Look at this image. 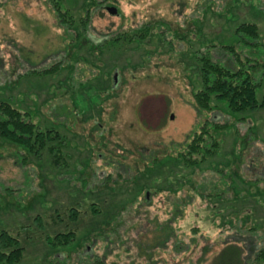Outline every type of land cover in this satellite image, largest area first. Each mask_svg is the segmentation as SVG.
Listing matches in <instances>:
<instances>
[{"label": "rangeland", "instance_id": "rangeland-1", "mask_svg": "<svg viewBox=\"0 0 264 264\" xmlns=\"http://www.w3.org/2000/svg\"><path fill=\"white\" fill-rule=\"evenodd\" d=\"M91 1L61 0L60 11L66 12L69 22L70 15L76 19L83 15L81 5ZM98 1L89 26H77L86 41L77 50L80 38L68 31L73 26L58 20L48 0H0V100L11 102L25 113L22 118L35 124L61 127L76 168L95 167L99 178L117 169L129 178L142 148L144 160L155 152L159 159L167 156L163 151L177 155L170 148L182 144L201 122L193 105L194 64L200 53L235 68L234 58L220 47L235 44L244 50L242 58L250 54L252 63L257 62L252 71L261 82L258 93L263 94L264 33L253 54L232 33L236 22L247 20L258 22L264 32V6L255 14L251 7L255 0ZM104 6L115 7L118 14H110ZM147 24H152L154 34L139 46L104 40ZM211 45L216 47L212 50ZM93 46L94 52L88 50ZM58 62L56 73L32 72ZM219 110L209 119L227 122L214 132L221 146L195 181L201 189L206 182L216 192H226L216 195L213 204L191 193V204L176 221L187 242L192 227L199 229L193 260L200 257L204 245L213 247L208 259L225 242L242 239L232 226L254 228L256 243L264 242V108L245 114ZM31 156L0 140V231L22 233L26 248L22 264H43L47 248L32 219L55 206H67L73 189L48 163ZM140 182L144 184L143 179ZM128 194L118 193L106 205L131 199ZM164 195L153 197L151 205H142L140 215L126 222V237L135 238L140 224L147 225L151 236L152 221L167 217ZM116 253L119 264L134 258V250L125 254L118 248ZM135 264L146 263L135 259Z\"/></svg>", "mask_w": 264, "mask_h": 264}, {"label": "trees", "instance_id": "trees-1", "mask_svg": "<svg viewBox=\"0 0 264 264\" xmlns=\"http://www.w3.org/2000/svg\"><path fill=\"white\" fill-rule=\"evenodd\" d=\"M59 1L61 0H50V5L55 9L58 20L73 26L68 31L80 38L79 50L86 41L80 37L77 26H89L92 10L98 7L99 1L92 0L93 3L88 5L83 3V15L76 19L72 14L69 22L66 12L60 11ZM105 1L108 0L100 2ZM262 2L255 0V4L251 5L255 14L264 6ZM151 25L140 26L132 29V32L117 33L104 40L112 44L123 40L127 42L126 47L139 46L153 33ZM232 33L238 38V42H242V48L253 54L264 32L258 22L247 20L236 22ZM210 47L213 50L216 46ZM220 47L225 48L234 58L235 68H230L205 53L195 57L197 85L193 87V105L201 122L182 144L174 149L170 148L171 154L177 152L175 156L163 151L167 156L159 159L155 152L150 160H144L145 149L139 150L140 159L129 178L122 176L117 169L106 177L99 178L95 167L76 168L71 153L66 151L68 138L61 127L35 124L22 118L25 113L11 102L0 100V140L25 149L33 155L32 159L40 163H48L60 179L69 180L66 185L73 189L67 206H55L48 214H38L32 219L33 226L42 234L41 238L47 248L43 264H119L120 257L116 253L118 248L125 254L134 250V258L128 264H135V259H142L146 264H264V242L256 243L257 231L254 228L230 227L242 239L225 242L208 259L207 255L212 252L213 247L204 245L200 250V257L193 260L194 249L199 243V229L192 227V235L187 242L184 239L185 231H179L176 226V221L184 215L185 207L193 200L191 193L202 201L213 204L216 195L226 192L218 193L210 186L211 183L206 182L203 183L205 189H201V185L195 181L197 173H203L221 146V141L214 136V132L227 126V122L213 120V117L209 119V115L223 108L239 114L264 108V92L262 95L258 93L261 82L256 80L252 71L257 62L252 63L250 54L242 58L244 50H239L235 44ZM88 50L94 52V46ZM59 63L44 69H33L32 72L39 75L56 73ZM112 153H108V156ZM27 159L24 156V160ZM90 162L93 163V160ZM106 163L111 164L108 161ZM142 179L144 184L140 182ZM125 192L132 194L131 199L125 197L116 204L112 202L106 205L108 198L113 201L115 195ZM161 193L166 196L163 203L167 217L162 221H152L153 233L149 232L150 237L146 233L148 228L145 224H140L135 238L126 237V222L139 216L141 206L151 205L152 198ZM212 204L209 206L211 209L214 207ZM146 213L148 214L147 210ZM147 224L150 225V221ZM44 229H51V232ZM21 234L20 231H0V264H22L26 248L21 242ZM30 235V232L24 231L25 237ZM190 244L193 245L191 249Z\"/></svg>", "mask_w": 264, "mask_h": 264}, {"label": "water", "instance_id": "water-1", "mask_svg": "<svg viewBox=\"0 0 264 264\" xmlns=\"http://www.w3.org/2000/svg\"><path fill=\"white\" fill-rule=\"evenodd\" d=\"M107 10L110 14L113 15L117 13V9L115 7H108Z\"/></svg>", "mask_w": 264, "mask_h": 264}, {"label": "flooded vegetation", "instance_id": "flooded-vegetation-1", "mask_svg": "<svg viewBox=\"0 0 264 264\" xmlns=\"http://www.w3.org/2000/svg\"><path fill=\"white\" fill-rule=\"evenodd\" d=\"M48 3L50 4L51 2H50V0L48 1ZM101 5H103V4H101ZM106 9L109 7V6H104ZM112 7V6H111ZM108 11V10H107ZM116 14H118V12L116 13ZM116 14H114V15H116Z\"/></svg>", "mask_w": 264, "mask_h": 264}]
</instances>
